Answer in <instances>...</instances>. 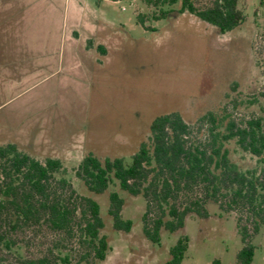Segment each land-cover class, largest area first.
Masks as SVG:
<instances>
[{
	"label": "rangeland",
	"instance_id": "1",
	"mask_svg": "<svg viewBox=\"0 0 264 264\" xmlns=\"http://www.w3.org/2000/svg\"><path fill=\"white\" fill-rule=\"evenodd\" d=\"M209 1L195 0L199 6ZM260 1L238 0L244 21L220 33L177 12L147 20L152 30L145 29L136 16L158 8L144 0H0V144H14L39 160L59 159L76 190L98 202L109 250L97 264L162 263L179 235L188 238L181 264H235L242 246L237 211L208 203L205 218L189 214L182 229L163 231L154 244L142 233L141 196L117 185L100 195L89 193L72 170L88 153L129 163L147 140L151 120L163 113L177 111L190 125L207 112L232 113L240 122L264 119ZM228 147L240 169L257 168L251 155L232 143ZM110 191L124 201L122 217L132 222L128 232L111 226ZM12 236L18 246L12 251L0 247V263L73 247L45 225ZM251 243L250 264H264V226Z\"/></svg>",
	"mask_w": 264,
	"mask_h": 264
},
{
	"label": "trees",
	"instance_id": "2",
	"mask_svg": "<svg viewBox=\"0 0 264 264\" xmlns=\"http://www.w3.org/2000/svg\"><path fill=\"white\" fill-rule=\"evenodd\" d=\"M144 1L158 8L150 15L136 16L145 29L152 30L147 20L165 19L171 12L188 13L220 33L234 30L245 19L238 0H210L204 6L195 0ZM176 3L178 10L168 8ZM97 48L104 53L101 46ZM194 132L205 138L193 139ZM230 143L255 158L257 168L240 169L230 156ZM63 171L59 159L39 160L14 144H0V247L12 251L18 246L12 234L37 225L47 226L73 245L0 264H97L105 259L109 242L102 233L99 204L80 194ZM72 171L89 193L100 195L117 185L129 195L141 196L142 233L154 244L160 242L163 231L182 229L189 214L205 218L208 203L222 211H237L242 246L235 264L251 263L255 249L251 238L264 226V119L240 122L232 113L216 117L207 112L190 125L177 111L163 113L151 120L147 140L129 163L120 157L100 159L88 153ZM123 204L116 191L108 193L107 212L118 232L132 227L131 220L122 217ZM187 247V236L179 235L168 258L159 264H181Z\"/></svg>",
	"mask_w": 264,
	"mask_h": 264
}]
</instances>
